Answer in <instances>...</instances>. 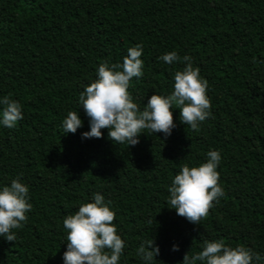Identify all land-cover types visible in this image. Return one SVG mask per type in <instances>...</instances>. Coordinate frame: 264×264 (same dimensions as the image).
<instances>
[{
    "label": "trees",
    "instance_id": "trees-1",
    "mask_svg": "<svg viewBox=\"0 0 264 264\" xmlns=\"http://www.w3.org/2000/svg\"><path fill=\"white\" fill-rule=\"evenodd\" d=\"M137 44L144 74L128 91L141 111L174 91L185 62L159 57L175 51L208 81L212 115L194 131L173 105L171 135L144 130L135 146L116 144L108 128L83 138L80 94L102 62L122 64ZM9 94L23 118L0 124V189L19 177L32 208L15 241L0 236V264H64L63 221L97 192L125 242L119 264H145L137 250L153 239L151 264H182L216 240L264 257V0H0V99ZM70 111L83 121L74 134L62 127ZM212 150L224 195L194 224L169 207V189L182 165Z\"/></svg>",
    "mask_w": 264,
    "mask_h": 264
},
{
    "label": "clouds",
    "instance_id": "clouds-1",
    "mask_svg": "<svg viewBox=\"0 0 264 264\" xmlns=\"http://www.w3.org/2000/svg\"><path fill=\"white\" fill-rule=\"evenodd\" d=\"M142 53V45L137 44L128 49L122 64L109 66L102 62L99 65L98 78L79 96L90 122V130L82 133L83 138H102L101 130L108 128V137L116 144L135 146L144 130L171 135L175 127L173 105L180 109L181 122L194 131H199L201 122L212 115L211 100L207 95L208 81L201 78L199 67H194L191 62L192 57L185 55L181 58L175 51L159 57L169 65L181 60L185 62V67L174 74V91L166 97L153 94L141 111L128 89L132 78H140L144 74ZM0 104L4 105L0 124L14 128L23 118L22 105L10 94L0 99ZM82 126L83 121L77 111L68 112L62 124L66 134H74ZM207 156V162L199 166L182 165L169 189V207L194 224H200L208 216L214 201L218 203L224 195L217 171L221 154L212 150ZM28 194L29 187L19 177L12 180L10 186L0 189V236L9 242L16 240L12 229L22 228L27 221L26 213L32 208ZM110 204V201L105 203L104 196L97 192L94 202L83 203L75 214L65 217L63 224L68 234L64 264H119L125 242L113 223L116 214ZM153 245L154 239L147 240L137 250L145 264H151L160 252L159 246ZM202 247L198 253L190 255L187 252L182 264H197V261H205L206 264H262L264 261L259 253L243 245L227 246L223 240L204 241ZM178 250L179 246L174 245L173 251Z\"/></svg>",
    "mask_w": 264,
    "mask_h": 264
}]
</instances>
